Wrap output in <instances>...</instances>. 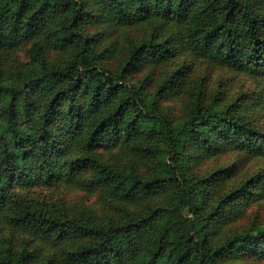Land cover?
<instances>
[{"label":"trees","instance_id":"obj_1","mask_svg":"<svg viewBox=\"0 0 264 264\" xmlns=\"http://www.w3.org/2000/svg\"><path fill=\"white\" fill-rule=\"evenodd\" d=\"M251 4L264 0H0V226L9 237L16 235L23 248L53 249L59 264H216L246 244L264 253V228L219 247L207 242L202 218L185 232L184 210L204 182L187 179L180 169L190 142L208 151L229 144L264 155V133L225 112L196 113L173 124L123 77L164 59L166 42L135 47L115 77L95 61L84 67L91 49L81 30L84 22L151 21L156 30L167 24L168 43L264 81V13ZM27 45L31 65L11 74V54ZM73 47L69 61L47 63L49 52ZM123 137L131 163L158 161L148 176L108 169L85 152L72 154L75 145L115 147ZM87 169L91 174L81 180ZM56 181L102 187L108 208L100 215L87 209L47 214L16 192Z\"/></svg>","mask_w":264,"mask_h":264},{"label":"rangeland","instance_id":"obj_2","mask_svg":"<svg viewBox=\"0 0 264 264\" xmlns=\"http://www.w3.org/2000/svg\"><path fill=\"white\" fill-rule=\"evenodd\" d=\"M251 8L255 13H264V4ZM157 22L145 21L133 25H113L102 22H84L83 34L90 43L91 54L84 56V67L95 61L115 77L122 75L130 53L135 47L153 41L166 42V57L141 69H129L124 81L136 86L157 102V108L166 114L173 124H180L196 113L203 115L225 112L252 128L264 133V81L261 78L237 71L231 67L210 62L173 43L172 30ZM76 47L60 52H49L45 58L48 64L57 66L69 61ZM31 46L11 54V74H20L32 63ZM85 117V116H84ZM86 117V122H91ZM84 119V124H86ZM125 137L115 147L96 146L82 150L75 145L72 154L85 152L96 158L108 169L129 171L131 168L148 176L158 161L131 163L124 150ZM190 151L180 165L183 175L192 181H203L200 192L193 194L184 210L186 222L182 226L190 232L195 219L202 218V231L212 247H219L226 240L243 235L249 230L264 228V155L243 151L229 144H217L215 149H204L202 143L190 142ZM91 170L79 173L87 178ZM19 197L30 206H37L47 214L77 212L82 209L102 214L107 207L105 190L102 187L90 189L81 184L54 182L50 186L16 190ZM166 207L172 206V199L163 200ZM163 205V204H162ZM8 229L0 226V258H9L11 264L24 259V264H59L52 257L53 249L27 246L8 235ZM256 244H246L241 252L219 260L216 264H264V253H257ZM261 252V251H259ZM26 254L27 256H25ZM3 261V260H2ZM0 261V262H2Z\"/></svg>","mask_w":264,"mask_h":264}]
</instances>
